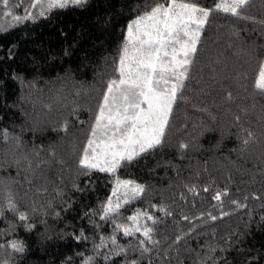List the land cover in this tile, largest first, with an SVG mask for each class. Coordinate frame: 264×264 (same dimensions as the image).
Instances as JSON below:
<instances>
[{
    "label": "trees",
    "instance_id": "obj_1",
    "mask_svg": "<svg viewBox=\"0 0 264 264\" xmlns=\"http://www.w3.org/2000/svg\"><path fill=\"white\" fill-rule=\"evenodd\" d=\"M47 1L0 3V264H264V0H183L210 14L162 145L115 174L79 161L128 24L170 0Z\"/></svg>",
    "mask_w": 264,
    "mask_h": 264
},
{
    "label": "snow or ice",
    "instance_id": "obj_2",
    "mask_svg": "<svg viewBox=\"0 0 264 264\" xmlns=\"http://www.w3.org/2000/svg\"><path fill=\"white\" fill-rule=\"evenodd\" d=\"M85 2L49 0L47 7L65 8L69 3L82 5ZM248 2L219 0L211 11L239 15V9ZM0 3L9 7V0H0ZM7 14L11 16L12 12ZM209 14L210 10L193 3L170 0L168 6L157 4L127 26V40L119 60V78L109 82L98 107V115L79 161L83 168L115 174L122 163L131 162L162 145L173 105L188 78L200 32ZM27 18L32 19L31 16ZM14 19L19 22L22 17ZM255 88L264 94V63L259 68ZM120 189L124 190L125 202L129 194L134 197L144 191L141 185L117 178L113 196ZM214 199L219 201L221 194L217 193ZM120 207L119 198L115 203L110 199L104 208L105 216L117 212ZM139 215L131 219L136 222ZM25 218L23 214L20 216L21 220ZM150 231L145 229L143 235L150 238ZM124 232L132 235L133 229L125 228ZM12 247L24 251L23 245L16 242Z\"/></svg>",
    "mask_w": 264,
    "mask_h": 264
},
{
    "label": "rangeland",
    "instance_id": "obj_3",
    "mask_svg": "<svg viewBox=\"0 0 264 264\" xmlns=\"http://www.w3.org/2000/svg\"><path fill=\"white\" fill-rule=\"evenodd\" d=\"M48 2H49V1H47V3H48ZM178 2H179V0H178ZM183 2H186V1H183ZM226 2H229V3H230L231 0H226ZM186 3H189V2H186ZM193 4H194V3H193ZM195 5H196L197 7H201V8H204V9H205V7H203V6H200V5H197V4H195ZM165 6H168V3H166ZM35 10H37L38 13L42 11V10H41L40 8H38V7H36ZM148 11H149V10H148ZM145 12H146V11H145ZM145 12L141 13L140 15H143ZM5 13H6V12L1 11L0 18H1L2 16H4ZM15 14H16V13H15ZM140 15H137L134 19H136V18H137L138 16H140ZM134 19H133V20H134ZM131 22H132V21H130V23H131ZM130 23H129V24H130ZM129 24H128V25H129ZM126 34H127V28H126ZM118 78H119V75H118L116 78H114V79H118ZM114 79H113V80H114ZM97 115H98V113H97ZM133 183H134V182H133ZM134 184H138V185H139L138 182H137V183H134Z\"/></svg>",
    "mask_w": 264,
    "mask_h": 264
}]
</instances>
